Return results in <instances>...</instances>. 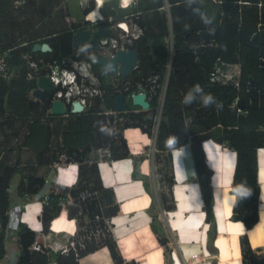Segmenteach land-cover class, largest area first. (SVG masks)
<instances>
[{
	"label": "trees",
	"instance_id": "1",
	"mask_svg": "<svg viewBox=\"0 0 264 264\" xmlns=\"http://www.w3.org/2000/svg\"><path fill=\"white\" fill-rule=\"evenodd\" d=\"M133 12L139 13L138 22L143 32L132 44L138 54L136 68L121 79L128 80L131 89L135 81L157 73L158 87L156 93L148 99L149 106L145 110L136 111L139 109L137 105L126 102L127 110L120 112L125 121L118 125V133L108 134L97 144H104L103 140L108 139L110 156L107 159L129 157L132 161L131 177L139 178L153 199L155 194L148 184L147 176L139 170V162L145 154H134L128 150L122 129L128 126L139 127L148 137H153L154 162L157 163L158 156L164 154V165L155 168L156 174H160L159 171L164 168L161 175H171V149L189 144L205 220L209 223L207 244L211 245L216 227L208 173L210 166L202 147L205 139L210 138L236 152L232 186L241 188L240 197L233 203V211L237 213L238 219L245 227L251 226L257 220V202L260 219H264V164H260L259 191L255 159L256 148L264 146V64L261 63L264 60V0H136ZM41 22L45 24L42 25ZM77 24L69 25L65 20V11L60 0H25L19 5H15L13 0H0V54L7 52L9 48L7 63L9 69L14 70L9 80L0 79L2 140L7 137L5 134L9 129L12 136L18 134L15 115L39 114L50 103L49 99L38 101L30 97V90L35 87V79L25 77L28 65L23 54H30L35 59L55 58L61 64L67 58L69 62V58L74 57L80 47L73 46L71 42V28ZM201 30L207 31L209 42H204L199 34ZM42 34L47 37L41 41H47L51 50L33 51V43L40 42L38 38ZM200 44L203 46L197 53ZM88 58L92 63V71L100 78L104 87L103 97L95 98L93 104L76 116L67 114L55 117L58 123L52 128L40 124L36 118L26 123L27 129L18 146L27 144L34 132L40 131L45 135L48 145L49 133L58 134L61 119L65 117L67 121L62 126L61 141L65 147L63 149L78 153V172L75 182L70 186L61 185V189L72 199L83 188L96 190V198L87 202L86 208L90 215L105 216L114 214L118 210V204L114 201L113 189L103 186L97 162H88L91 149L87 143L95 131L96 134L103 133L97 129L106 126L102 125L106 117H112V114L105 111L112 108L114 89L100 68L99 57L96 55ZM229 64L238 65L237 77L226 82L210 78L211 74H217L218 68ZM39 72L45 71L41 69ZM161 93L163 98L160 101ZM238 98L242 100L241 107L235 103ZM5 111L10 115L9 118H3ZM111 135H117V140H120L118 144H112ZM44 147L32 149L38 154L47 152ZM56 152L57 150L52 149L51 157ZM259 158L264 162V148L259 151ZM16 172H21L16 186V193L20 198L32 197L44 182L41 175L28 171L25 174L17 164L0 160V258L4 254L3 239L8 223V210L13 203L5 188ZM158 181L162 186L164 181V188H167L166 194L163 191L156 192L159 205L162 209L171 210L175 207L171 195L173 176H169L167 180L159 178ZM59 209L55 199L43 204L39 215L42 232L49 230V222L58 214ZM148 209L151 214V228L157 233L163 246L165 264H170L167 239L160 235V230L153 221L157 213L153 211L152 204ZM79 223L80 221L78 225ZM80 232L82 230L77 229L74 238ZM34 239V231L20 222V251L15 264H49L48 248L45 251L30 248ZM83 240L84 246L79 248L76 245V253L69 249L63 261L58 255V263L78 264L79 256L102 244L107 246L115 264H136L133 260L123 262L111 237L100 243H96L94 239ZM239 248L241 264H264V253L252 250L245 233L239 236ZM210 263L215 264L212 261Z\"/></svg>",
	"mask_w": 264,
	"mask_h": 264
},
{
	"label": "crops",
	"instance_id": "2",
	"mask_svg": "<svg viewBox=\"0 0 264 264\" xmlns=\"http://www.w3.org/2000/svg\"><path fill=\"white\" fill-rule=\"evenodd\" d=\"M60 1L65 11V20H70L68 21L69 24L80 22L83 16L82 10L89 2V0ZM117 1L131 6L132 9L136 0ZM41 24L44 25L45 23L41 22ZM46 37V35L42 34L38 40L41 42ZM230 66L233 67L232 70L239 72L237 64H230ZM106 73L108 74V72ZM106 73L104 74L106 75ZM106 78L109 80L108 75H106ZM67 114L73 117L78 113ZM18 116L21 117H18L16 122L20 121L23 123V115ZM66 121L67 119L65 117L61 119L58 134L49 133L48 145L45 142V135L40 130V133L34 132V135L29 139L30 142L21 144L18 148L11 143H6L5 140L0 145L1 149L5 150L6 153L8 152L7 154H10L12 157V159H7L5 156V162L15 163L21 168L22 166L30 165L33 160H36L33 162L34 166L31 168L28 167L27 170L28 172L41 175L44 178V184L30 198L27 196H24L25 198L18 197L16 193L17 184L11 185V179L5 188L13 203L8 210V223L3 239L4 254L0 258V264H15L17 261L20 251L18 242L20 222H23L34 231L35 238H37L39 243L47 245L46 248L49 249L47 253L50 257L49 264H59L56 259L58 255L63 258L62 261L65 259V254L60 253L56 248L65 245L68 238L75 236L78 229L77 218L68 217L65 211H61L50 220L49 230L45 233L42 232L39 215L43 205L38 196H41L43 192L41 190L45 187L46 182L54 180L70 186L76 180L78 162L73 161L66 167L61 163L57 164L55 162L57 152L54 157L50 155L52 150L50 144L57 146L58 149L65 148L61 141V130H63L62 126ZM55 123L58 122L54 119L51 127L48 126V128H52ZM96 132H94L93 137L87 143L91 149L90 153H88V162L92 160L98 161L97 169L103 186L111 187L114 191V201L118 204V210L114 214L107 216L109 219V230L123 262L132 260L136 264H165L166 262L159 236L151 228V214L148 209L150 204L154 207L153 211L157 213V217L153 221L156 222L158 221L157 218L159 219V223L157 224L156 222V224L160 230V235L170 237L169 239L166 238L171 254L169 258L170 264H182L181 262L185 258L188 264H211V261L215 264H241L239 236L243 233L247 235L253 251L264 253V219H260L258 202L257 220L251 226L245 227L240 219L233 220L229 217L234 212L233 203L236 200L235 194L231 192L233 188L232 176L236 155L234 149L222 147L220 143L213 142L210 138L202 142L207 163L213 169V173L210 175V184L212 188V211L216 231L211 245H208L207 228L209 223L205 220V212L202 208L203 202L199 184L195 179V167L189 144L171 149V162H173L172 176L174 179L171 187V195L175 207L171 210H165L160 207L158 200L155 205V199L145 190L139 178L131 177L132 161L129 157L116 158L110 161L109 159H98V156L92 155V153L97 155L95 145H98V141H102L99 139V133L96 134ZM122 136L132 153L145 154V157L139 162V170L146 174L148 184L153 193L155 194L157 191H160L161 185L159 181L154 185L153 178L155 180V174L154 170L150 168V157L143 151L145 147L149 148L148 151L151 150L154 145L153 137H148L147 134L141 132L137 127L123 128ZM1 140L2 138L0 137ZM8 140L10 141L9 138ZM44 145H47V147H44ZM41 146L44 147V151L47 149V152L37 154L32 149L33 147ZM208 148L215 153L212 154L213 160L208 156ZM263 148L264 146H259L255 150L257 163L256 180L259 184V191L261 187L259 180L261 173L260 164H264V162L260 161L259 151ZM78 149L80 150L81 148ZM23 150L26 151L22 153ZM216 167L220 169L218 175V179L220 178V187L218 189H216L214 183V176L217 174ZM22 172L26 174L27 171L22 170ZM151 184H153L154 188ZM12 224L14 225L11 226ZM193 255L195 256L191 260L190 257ZM77 263L115 264L107 246L102 244L79 256Z\"/></svg>",
	"mask_w": 264,
	"mask_h": 264
},
{
	"label": "built area",
	"instance_id": "3",
	"mask_svg": "<svg viewBox=\"0 0 264 264\" xmlns=\"http://www.w3.org/2000/svg\"><path fill=\"white\" fill-rule=\"evenodd\" d=\"M24 0H13L15 5L22 4ZM93 3L92 8L85 12L82 16V19L78 24L71 28L73 29L72 34L79 30V29H87L89 33L94 32L95 29L99 24H102L104 28L107 30L105 34L101 33L98 34L97 39V47L91 48L90 42H79L76 47H79V50L75 53L74 57L69 58V62H67V58L62 60V64L59 63L55 58L53 59H35L30 54H23V58L27 62L28 71H26V78H35L36 86L34 89L38 87L37 78L40 75H45L48 77L50 83L53 85V88H49L50 97L46 98L49 99V102L52 100L60 99L64 105H66L65 111H70L71 113H79L84 108L89 107L93 104L95 98H102L104 95V87L100 82V78L92 71L91 69V60L88 58L90 56H98L99 59L105 58L110 59L116 52L117 49H131L134 39H137L141 36L143 30L142 27L139 25L138 22V14L134 13L129 6V11L124 13H118L114 10V12H103L102 8L104 4L108 3V0H92ZM113 7V6H112ZM116 8L126 7V4H122L121 2H117ZM91 15V16H90ZM70 21V20H68ZM67 21V22H68ZM69 24V23H68ZM72 24V23H70ZM69 24V25H70ZM76 24V23H75ZM71 34V36H72ZM72 41V38H71ZM134 49V48H133ZM9 51V48L7 49ZM8 51L0 54V79L6 81L9 80L10 77L13 75L14 70L12 71L8 67L7 59H8ZM50 51V50H49ZM46 52V51H42ZM119 64V62H118ZM137 64V61H136ZM136 64L132 66V71L136 68ZM44 70V73H40V70ZM104 73L110 72V68L102 69ZM107 75V73H106ZM115 75L114 78L111 79L112 85L114 86V94L112 98L115 96L117 92H121L124 95V98H128L129 100L132 99V95L139 91H144L146 93V98L149 99L152 95L156 93L158 87V74L154 73L148 75L147 77L143 78L142 80H137L134 82V86L130 89V82L128 80L122 81L121 78L118 77L120 75L118 72L113 74ZM111 77V76H110ZM109 77V78H110ZM129 84V86H128ZM33 89V90H34ZM130 89V90H128ZM34 99L38 101L43 100L39 97L33 96ZM163 98V93L160 95V101ZM73 101H79L82 104V109L79 112H73L70 110L71 104ZM149 101V100H148ZM113 106V101H112ZM138 106V105H137ZM139 109L137 110H144L138 106ZM160 107V105H159ZM125 108L122 111H126ZM67 111V113H69ZM101 112V111H100ZM112 113V117H106L102 121V125H106L99 127V130L103 133L99 134V139H104L105 136L108 134H117L118 125L122 124L123 117L120 115V110H109L105 111ZM66 112L63 113H54L51 111L50 103L49 106L45 108L44 112L38 113H31L27 116L22 117L24 118V125L29 123L35 118L38 120L39 123L45 124L51 127L53 120L55 117L60 115L67 114ZM117 113V114H116ZM3 118H9L10 115L5 111L3 114ZM20 118L21 116L15 115L14 118ZM105 131V132H104ZM112 140H117V135H111ZM104 144L96 145V153L100 158H108L110 156V142L108 140H103ZM52 149L57 150V156L55 157V162L61 163L66 167L73 161H75L78 157V153L74 150H64L58 149L57 146L50 144ZM3 156V150H0V159ZM64 168V167H63ZM61 185L63 183L59 181H50L46 182L45 187L41 190L43 191L41 196H38L40 201L43 204H48L53 199L56 200V203L63 207L66 205L67 201H76L80 204H83V209L87 212L86 203L89 202L88 199V191H94L95 196L97 191L90 188H83L79 190L78 194L76 195L75 199H72L67 196L65 191L61 189ZM85 193V197L87 199L83 200L80 195ZM87 193V195H86ZM83 211V210H82ZM78 216V215H76ZM75 216V217H76ZM80 216H83L81 213ZM96 218L100 217V221L104 220V222H99L98 225H90L87 229L80 232L76 238H72L69 242L62 247L59 248L61 253L68 252L69 249H72L74 253H76V245L81 248L84 246V238L90 239L91 235H99L103 234L106 231H109V219L107 216L98 215L96 214ZM75 239V240H74ZM47 245H42L37 241L35 238L31 245V249H36L39 251H45ZM195 255L191 256L190 259L192 260ZM182 264H188L186 258L182 260Z\"/></svg>",
	"mask_w": 264,
	"mask_h": 264
},
{
	"label": "water",
	"instance_id": "4",
	"mask_svg": "<svg viewBox=\"0 0 264 264\" xmlns=\"http://www.w3.org/2000/svg\"><path fill=\"white\" fill-rule=\"evenodd\" d=\"M117 0H108L107 4H104L102 10L105 13L108 12H114L117 11L118 13H124L129 11V6L123 7V8H116ZM93 1L89 0L88 5L83 8L82 12L83 14L90 10L92 8ZM113 6V7H112ZM107 30L104 28L102 24H99L94 32L89 33V30L87 29H79L75 31L71 38H72V44L74 46L78 45L79 42H90V47L95 48L97 47V35L98 34H105ZM200 36L203 38L204 42H209V38L207 35L206 30H201L199 32ZM203 44L198 45L197 47V53H199V50L202 48ZM32 50H40V51H49L51 50V47L48 42L42 41V42H35L32 45ZM138 58V54L135 49H117L115 54L110 59L100 58L99 64L101 69H108L110 68V71L112 73L118 72L120 75L124 76L127 73H129L132 70V66L136 64ZM119 62V65L117 63ZM261 63L264 64V60H261ZM37 84L38 87L34 90H32V94L36 97H39L41 99L49 98V88H53V85L50 83L49 79L45 75H40L37 78ZM113 101V107L115 110H122L125 109L126 106L123 104V94L121 92H117L115 96L112 98ZM131 103L133 105H138L142 109H147L149 106V101L146 98V93L144 91H139L137 93H134L132 95ZM236 105L238 107H241L242 100L241 98H238L235 101ZM50 108L51 111L54 113H63L66 110V105L62 103L60 99L52 100L50 102ZM82 109V104L79 101H73L71 104L70 110L73 112H79ZM209 175H212L213 169H209L208 171ZM231 192L235 194V199L237 200L240 196L241 189L239 187H235L231 189ZM67 211V216H72L75 212V207L69 204L65 205ZM230 219L236 220L238 219V215L235 212H232L229 215Z\"/></svg>",
	"mask_w": 264,
	"mask_h": 264
},
{
	"label": "rangeland",
	"instance_id": "5",
	"mask_svg": "<svg viewBox=\"0 0 264 264\" xmlns=\"http://www.w3.org/2000/svg\"><path fill=\"white\" fill-rule=\"evenodd\" d=\"M232 66H230V64L228 65V66H226V68H224V69H222V71H221V75H222V77L223 76H226V77H233V76H236L237 74H238V72L236 71V70H232ZM221 70V69H220ZM219 70V71H220ZM113 78V76H111V79ZM117 114V113H116ZM15 127H16V129H17V131H18V134L16 135V136H12V132H11V130L9 129V130H7V134H5V135H7V137L4 139L5 141H6V143H11L12 145H15V147L16 148H18V143H19V141H20V139H21V137L23 136V133H24V131L27 129V125H23V123L22 122H20V121H18V122H15ZM140 131H141V129L139 128V127H137ZM105 132V131H104ZM142 132V131H141ZM144 133V132H143ZM146 134V133H145ZM8 138L10 139V141L8 140ZM4 140H2V142H4ZM13 140H15V141H13ZM108 140V139H107ZM119 141L120 140H112L111 142H112V144L113 145H115V144H118L119 143ZM0 143V145H2L3 143ZM4 146V145H3ZM12 147V146H11ZM128 147V146H127ZM224 147V146H223ZM10 148V147H9ZM143 148H144V146H143ZM148 147H145L144 149H143V151L144 152H146L147 153V155H148V157H150V161H151V163H150V168L152 169V170H154V172H155V168L156 167H163V165H164V159H163V155L164 154H162L161 156H158V159H157V163H155L154 162V160H153V157H154V155L152 154V148H151V150L150 151H148ZM128 150H129V148H128ZM26 150H23L22 151V153H24ZM130 151V150H129ZM11 152V151H10ZM131 152V151H130ZM8 153V152H7ZM5 154V156H6V158L7 159H12V157H11V155L10 154ZM12 154H14L13 152H11ZM135 154V153H134ZM92 155L93 156H97V155H95V154H93L92 153ZM4 159H5V157H4ZM24 159V158H23ZM113 159H110V161H112ZM34 161H36V160H33L32 162H31V164L29 165H26L25 167L24 166H22L21 167V170H26V171H28L27 169H28V167H32V166H34L33 165V162ZM98 162V161H97ZM36 165V164H35ZM70 165V164H69ZM68 165V166H69ZM37 166V165H36ZM98 167V166H97ZM37 168V167H36ZM77 168H78V164H77ZM160 169V168H159ZM162 171H165V169L164 168H162L160 171H159V173L160 174H156V172H155V180H154V178H153V181H154V185H156L155 183H157V181L159 180V178H162V179H164V180H167V178L169 177V176H172V172H170V174L171 175H169V173H167V174H163V175H161V173H162ZM78 172V171H77ZM77 176V175H76ZM20 178H21V172H16V173H14L13 175H12V178H11V181H10V184L11 185H16L18 182H19V180H20ZM52 181H54V180H52ZM60 182V181H59ZM163 186L161 185L160 186V191H163L165 194H166V192H167V188H164L165 187V182L163 181ZM258 183V182H257ZM152 185V187L154 188V186H153V184H151ZM259 185V184H258ZM172 190V189H171ZM154 192H155V189H154ZM86 195H87V193H86ZM81 196V198L83 199V200H85V199H87V197H85V193L84 194H82V195H80ZM93 198H96V196H95V193H94V191H88V199H93ZM158 198V195L155 193V205H156V202H157V199ZM89 200V201H90ZM169 202V201H168ZM66 204H69V205H72V206H74L75 207V212H74V214L71 216L72 218H75V216L76 215H78V216H76V218H77V221H80V223H79V225H78V229L79 230H82V231H84L85 229H87L88 228V226H90V225H92V224H94V225H98V223L99 222H104V220H102V221H100V217L99 218H96L95 216H96V214H92V215H90L89 213L87 214L86 213V211L83 209V204H80L79 202H76V201H67V203ZM60 209H59V212H61V211H65L66 213H67V209H66V207L65 206H63V207H59ZM154 208V207H153ZM87 209V208H86ZM83 210V211H82ZM58 212V213H59ZM87 212H88V210H87ZM81 213H83V216H80L81 215ZM104 216V215H103ZM105 216H107V215H105ZM157 220L158 221H156L157 222V224L159 223V219L157 218ZM14 224H12L11 226H13ZM28 227V226H27ZM29 228V227H28ZM18 230H19V228H18ZM90 237H92V238H90V239H94L95 241H96V243H100L101 241H103V240H105L106 238H108V237H111V238H113L112 237V235H111V232L110 231H108V233H105L104 235L103 234H99V235H91ZM162 237H165V238H170L169 236H166V235H164V236H162ZM71 238H68V240H70ZM90 239H87V240H90ZM75 240V239H74ZM68 242V241H67ZM67 244V243H66ZM170 244H171V242H170ZM167 246L169 245V244H166ZM55 247V246H54ZM169 247V246H168ZM171 255V254H170Z\"/></svg>",
	"mask_w": 264,
	"mask_h": 264
},
{
	"label": "clouds",
	"instance_id": "6",
	"mask_svg": "<svg viewBox=\"0 0 264 264\" xmlns=\"http://www.w3.org/2000/svg\"><path fill=\"white\" fill-rule=\"evenodd\" d=\"M126 6H129V5H126ZM134 6V5H133ZM132 11H133V7H132ZM42 42V41H41ZM47 42V41H46ZM72 42V41H71ZM73 45V44H72ZM74 46V45H73ZM76 47V46H75ZM117 65H119L118 63H117ZM226 66H228V65H226ZM226 66L225 67H221V68H218V72H217V74H215V75H213V74H211V79H217V80H220V81H222V82H226V81H228V80H230V79H232L233 77H226V76H223L222 77V73H221V71H222V69H224V68H226ZM91 67H92V63H91ZM221 69V70H220ZM220 70V71H219ZM117 73V72H116ZM113 74H115V73H112L111 71L110 72H108V78L110 77V76H113V78L115 77V75H113ZM127 75H129V73H127L126 75H124V76H122V75H118V77L119 78H121V77H125V76H127ZM238 75V74H237ZM237 75H236V77H237ZM27 79H29V78H27ZM33 79H35L34 77H33ZM106 80L110 83V85H112L113 83L111 82V77L109 78V80L106 78ZM122 80V79H121ZM231 81H233V80H231ZM35 86H36V82H35ZM113 86V85H112ZM35 87H33L31 90H30V97L32 98V99H34L33 98V94H32V90L34 89ZM113 89H114V86H113ZM113 91H115V89L113 90ZM50 92V91H49ZM50 95V94H49ZM34 100H37V99H34ZM131 102V100H129L128 98H124V95H123V104L126 106V109H127V104H126V102ZM132 104V103H131ZM133 105V104H132ZM114 109V107L112 106V108H111V110H113ZM115 110V109H114ZM122 110H124V109H122ZM122 110H120V112H122ZM145 110V109H144ZM68 111V110H67ZM67 111H64V112H66L67 113ZM109 113V112H108ZM110 114H112V113H110ZM25 116H27V115H24L23 117L25 118ZM63 116H65V115H63ZM24 118H22V119H24ZM15 119H17V118H15ZM128 127H132V126H128ZM99 129V128H98ZM123 130V129H122ZM126 142V141H125ZM203 142V141H202ZM96 146V145H95ZM222 147H223V145H221ZM230 148V147H229ZM232 149V148H231ZM0 150H3V149H1L0 148ZM153 151H154V145H153V147H152V154H153ZM5 150H3V156H2V158L0 159V160H2V159H4V156H5ZM97 156H98V154H97ZM98 159H107V158H100V157H98ZM110 160V159H109ZM74 162H77L76 160L74 161ZM194 164V163H193ZM235 166V165H234ZM234 171V170H233ZM256 175H257V171H256ZM43 184H44V182H43ZM64 185V184H63ZM233 188H235V187H233ZM241 189V188H240ZM241 193V192H240ZM240 197V196H239ZM40 200V199H39ZM42 205H43V203H42ZM59 206V205H58ZM60 207V206H59ZM108 217V216H107ZM110 229V228H109ZM110 231V230H109ZM73 238V237H72ZM71 238V239H72ZM68 242H69V240H68ZM67 242V243H68ZM62 247V246H61ZM59 248L60 247H57L56 248V250L57 251H59ZM36 250V249H35ZM60 252V251H59ZM61 253V252H60ZM63 254H67V252L66 253H63Z\"/></svg>",
	"mask_w": 264,
	"mask_h": 264
},
{
	"label": "bare ground",
	"instance_id": "7",
	"mask_svg": "<svg viewBox=\"0 0 264 264\" xmlns=\"http://www.w3.org/2000/svg\"><path fill=\"white\" fill-rule=\"evenodd\" d=\"M122 1V0H121ZM211 148V147H210ZM210 148H208V156L211 160H213L212 158V154L214 153ZM215 154V153H214ZM212 162V161H211ZM231 168V167H230ZM229 168V169H230ZM219 167H216V171H217V174L214 176V183H215V187L216 189H218L220 187L219 185V182H220V178L218 179V175H219ZM229 171V170H228ZM229 206V205H228ZM218 218V217H217Z\"/></svg>",
	"mask_w": 264,
	"mask_h": 264
}]
</instances>
